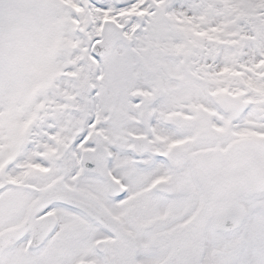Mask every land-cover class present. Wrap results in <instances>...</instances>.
<instances>
[{
	"label": "snow or ice",
	"instance_id": "1",
	"mask_svg": "<svg viewBox=\"0 0 264 264\" xmlns=\"http://www.w3.org/2000/svg\"><path fill=\"white\" fill-rule=\"evenodd\" d=\"M0 264H264V0H0Z\"/></svg>",
	"mask_w": 264,
	"mask_h": 264
}]
</instances>
